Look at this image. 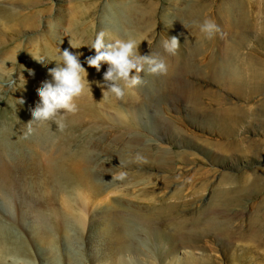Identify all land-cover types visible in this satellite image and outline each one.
Listing matches in <instances>:
<instances>
[{"label":"rangeland","instance_id":"obj_1","mask_svg":"<svg viewBox=\"0 0 264 264\" xmlns=\"http://www.w3.org/2000/svg\"><path fill=\"white\" fill-rule=\"evenodd\" d=\"M220 1L201 0L200 17L189 18L184 13L193 0H0V109L17 93L33 100L32 112L40 100L37 90L52 80L46 67L66 48L83 53L81 63L82 57L94 56L88 46L100 31L108 42L135 38L142 55L166 53L162 42L167 38L180 41L166 60L167 74L141 73L145 83L127 90L121 101L111 94L103 99L108 65L102 63L99 72L88 66L92 94L76 102L92 108L77 124H28L32 115L17 108L0 115V143L15 135L35 138L42 128L55 144L88 155L84 181H57L40 159L31 160L32 147L9 149L13 171L0 184V233L5 236L0 242L11 252L0 264H42L46 255L30 226L24 229L20 220L5 214L3 201L19 210L13 204L18 196L43 221L51 209H62L61 196L79 192L84 199L77 204L86 222L81 228L70 222L63 236L52 238L51 263L115 264L120 254L125 264H264V0H241L246 21L237 27L217 12ZM206 18L219 25L222 35L205 38L199 24ZM165 23L174 26L166 30ZM73 30L81 37L71 39ZM241 32L245 35L238 42ZM70 42L82 47L70 48ZM230 44H235L232 61L241 72L236 85L218 83L210 74ZM194 47H199L196 53ZM30 59L38 69L25 67ZM189 60L192 69L185 71ZM186 84L196 89L189 94ZM15 153L25 155L19 161ZM137 154L146 162L137 161ZM121 171L127 178L111 181ZM222 188L228 196L220 199L213 192ZM213 204L211 216L221 224L201 233L207 211L199 213ZM251 222L252 236L226 241L218 232L219 225L235 230Z\"/></svg>","mask_w":264,"mask_h":264},{"label":"bare ground","instance_id":"obj_2","mask_svg":"<svg viewBox=\"0 0 264 264\" xmlns=\"http://www.w3.org/2000/svg\"><path fill=\"white\" fill-rule=\"evenodd\" d=\"M200 5H201V0H193L192 4L189 6L191 8L186 10L184 15L189 17V18H192V17L199 18L201 15V11H199V9L196 11V9L199 8ZM127 7L130 9L132 7V5H127ZM216 10L222 16L223 19H225L228 23H230L234 27H237L238 23H243L244 21H246V7L241 0H221L217 5ZM182 16H183V14H182ZM162 19L166 21L167 15L163 14ZM122 24H123V22H122ZM230 24H228V25L230 26ZM127 25L128 24L124 23V27H126ZM173 26H174L173 24L165 23V29L166 30L171 29ZM113 33H114V35H116L118 32H113ZM243 35H245V33H243V32H241L237 35L238 42L243 39ZM79 36L81 37V34H79L78 30H73L71 32V39L77 38ZM192 38L196 40L195 35ZM198 48L199 47L193 48L194 53H196ZM234 49H235V44L227 45L224 48L226 56H224V58L220 62L214 61L213 69L210 70V74L213 77V79L216 80L218 83H223V84H227V85H236L237 83H239V81L241 79V72L239 71L237 66L234 65V62L232 61V55L234 53ZM160 56H162L165 59V61L166 60L168 61V59H169L168 53H161ZM58 60H59V58L57 59V61ZM82 60H83L82 65L86 68L87 72L89 73L88 65L86 63V59L84 57H82ZM56 62H55V64H51L48 67H46L45 70H46V74L48 76H51L49 74V69L56 67ZM185 64H186L184 67L185 71L186 70L191 71L192 60L185 62ZM24 65H25V67L32 68V70L38 69V67H39L37 61L32 60V59L25 61ZM181 69H183V67ZM185 73H187V72H185ZM155 76H157V75H155ZM157 77H159V75ZM185 87H186L188 93H189V91H191V90L193 91L196 89L194 84H186ZM190 98H191V96H190ZM20 100H23V103H20ZM39 102H40V100L37 102V104ZM84 102H86V101H84ZM33 103L34 102H33V100H31L30 97H24V96L16 93L15 97H13L12 100H7L2 105V108L0 109V115H1V117H3L5 115V112L12 110V109H16V108L20 111L24 110L23 112H25L26 115L27 114L32 115L31 114L32 112L30 111V107L33 105ZM91 103H93V101H91ZM78 105H79V102H78ZM89 107H91V105ZM89 107L86 105V103H81L78 106V108H79L78 112H76L75 114L67 113V112L63 113V110H61L62 115L57 116L55 118V120L57 122L62 121L66 125H73L75 123L77 124V121H80V117L83 114L82 112L85 113L92 108V107L91 108H89ZM25 110L28 112H26ZM96 120H97V118H96ZM85 123H86V121H85ZM78 124H80V122H78ZM5 134H7V132ZM8 136H10V135H8ZM15 138H13L12 140H11V137L8 139H4V140L2 139L1 140L2 143H0V178H1L0 184H3L4 180L6 181L5 183H7L9 181V178H10L9 174L12 173V171H13V167L8 165L9 162L11 161L8 157L9 156V154H8L9 149L11 147H13L14 145H15V147H17V146H20L22 144H27L33 148L31 160L40 159L45 164L47 169L55 176V179L57 181H62L63 179L66 180L69 177H73L75 179H79V180L84 181L83 176L86 175V170L83 167V165H85V163H87V160H88L87 152H85L84 150L77 151L74 148H70L68 146L55 144L50 137L46 136V134L42 130V128H39L37 130V134H36L35 138H28V137H25L23 135H15ZM24 155H25V153H20V154L15 153L14 160L21 161L22 156H24ZM64 162H68V164L71 167L68 166L69 167L68 168L67 165H66V167H64V165H65ZM63 163H64V165H63ZM70 175H73V176H70ZM93 184H96V183L94 182ZM93 184H90V187H89L90 189L93 188ZM213 194L215 196H217L218 198L222 199V198H225L228 196V191H226L223 188L222 189H216L213 192ZM77 195L78 196H74V197L73 196L71 197L69 194L61 196V199H62L61 201L63 203V207L61 206L62 209L61 210L57 209V207L51 209L50 218L45 219L43 221H41V219L39 218V213L27 209L26 206H24L21 203L22 199H20L18 196H15L13 204L19 210H15V211L10 210L11 209L10 203L8 201H3L4 204L2 205L1 208H3V211L5 212V214L9 215L11 217L12 216L15 217L18 221L20 220L21 225L24 229L28 230V227L30 226L31 235L34 236L38 241H40L41 244L45 245L44 253L46 255H45V259H43L44 261L42 264H50L51 263L50 257H52V255L54 254L53 249H51L52 241L54 240L52 238H57L58 234L59 235L62 234V236H63V233L66 231V229L68 227V223L73 222L75 224H78L79 228H81L83 226V224H85L86 220L84 218V216H85L84 212L81 211L82 208L80 209L79 208L80 206H78V204H77V201H79L80 198L82 199L83 197L80 194V192ZM22 201L24 202V200H22ZM10 202H12V201L10 200ZM85 209H86V207H85ZM205 210L207 212H206V216L204 217V220H203L204 226L202 228L201 233L204 232V229L206 227L209 228L210 225L221 224L217 219H214L211 216V214L214 212V210H216L214 204L208 205L207 207L203 208L201 210V212L199 213V216ZM26 218H29L31 222L33 221L35 223L31 224V222H29V221L27 223H23V221ZM259 223L260 222H256L255 224L257 225ZM253 224L254 223L251 222L250 225L248 226V228L242 229L241 227H236L235 230L232 229L231 227H229V225H227V224L224 227H222V225H219V231L218 232H220V235L224 236L226 241H231V240L236 239V238H243L244 234L246 236H252L254 234ZM246 227H247V225H246ZM176 229L180 230L181 227H179L178 224H176ZM188 231H189V229H188ZM188 231L186 230V234H191V233H188ZM194 232H196V231H194ZM0 235L4 236L3 233H0ZM114 236H115L114 239L116 241L120 242V240L122 239V236L118 232H116V234H114ZM182 240L180 239L178 243H185L186 242V241H184V240L182 241ZM16 248H17V246H16ZM123 248H124V246H120L118 248V251L120 252L121 250H123ZM10 252H11L10 249H8V247L5 245V241L0 242V262H1L2 256L4 254L10 253ZM117 256L118 257L116 258L115 264H125L124 260L120 258L121 255L118 254ZM69 263H71V262H69ZM51 264H54V262ZM55 264H57V263H55Z\"/></svg>","mask_w":264,"mask_h":264},{"label":"clouds","instance_id":"obj_3","mask_svg":"<svg viewBox=\"0 0 264 264\" xmlns=\"http://www.w3.org/2000/svg\"><path fill=\"white\" fill-rule=\"evenodd\" d=\"M199 29L209 40L215 38L217 34L222 35L219 25L212 19L206 18L199 24ZM105 37L104 31L97 33L91 46H88L90 50H95V55L86 58L87 65L94 67L98 72L102 63L108 65L103 76L106 86L103 99H107L111 94L116 100H123L127 90L135 89L145 83L141 73L157 76L167 74L168 65L165 59L153 52L142 55L139 52L140 43L135 38L129 37L108 42ZM69 45L70 48L75 49L82 47L71 42ZM179 46L180 41L175 36L162 42V48L170 55H175ZM81 55L83 53H73L68 48L61 51L56 67L49 69L52 80L43 82L42 87L37 90L40 102L32 109L33 119L28 124L34 120L54 121L57 116L62 115L61 110L63 113L75 114L79 110L76 101L88 93L92 94L91 82L87 79L88 72L80 61ZM38 61L44 63L42 59ZM20 103H23V100H20ZM59 126L62 128L64 125L61 123ZM28 132H31L30 127ZM136 160L146 162L145 158L139 154ZM127 176V172L121 171L112 175L111 181L122 182ZM17 264H24V262L18 261Z\"/></svg>","mask_w":264,"mask_h":264}]
</instances>
